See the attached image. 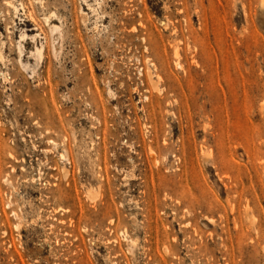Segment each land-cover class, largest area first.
<instances>
[{
	"label": "rangeland",
	"instance_id": "1",
	"mask_svg": "<svg viewBox=\"0 0 264 264\" xmlns=\"http://www.w3.org/2000/svg\"><path fill=\"white\" fill-rule=\"evenodd\" d=\"M0 264H264V0H0Z\"/></svg>",
	"mask_w": 264,
	"mask_h": 264
},
{
	"label": "bare ground",
	"instance_id": "2",
	"mask_svg": "<svg viewBox=\"0 0 264 264\" xmlns=\"http://www.w3.org/2000/svg\"><path fill=\"white\" fill-rule=\"evenodd\" d=\"M51 17L50 16H47V17H45V21H47V23H48V21H49V19H50ZM30 20V19H29ZM36 28V27H35ZM57 28H55V30H56ZM51 30V29H50ZM52 32V31H51ZM34 39H36V37H33ZM21 44V43H20ZM13 47V46H12ZM42 48V47H41ZM41 48L40 47H38V46H36V49H39V50H41ZM8 49V48H7ZM9 50V49H8ZM20 54V53H19ZM40 54H41V52H40ZM25 55V54H24ZM41 60V59H40ZM41 62V61H40ZM3 65V64H2ZM4 66V65H3ZM39 66V65H38ZM22 67V66H21ZM31 70H33V69H31ZM6 71V70H5ZM9 78V77H8ZM63 155V158H64V154H62ZM65 173H66V171H65ZM65 175H67V174H65ZM89 193V192H88ZM93 195V194H92ZM94 195H95V193H94ZM112 221V220H111ZM15 227H17V226H15ZM124 231H125V229H124ZM108 242V241H107Z\"/></svg>",
	"mask_w": 264,
	"mask_h": 264
}]
</instances>
